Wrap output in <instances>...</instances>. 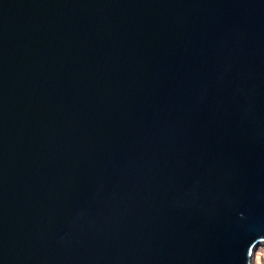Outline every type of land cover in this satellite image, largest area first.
I'll return each instance as SVG.
<instances>
[{
	"label": "water",
	"instance_id": "water-1",
	"mask_svg": "<svg viewBox=\"0 0 264 264\" xmlns=\"http://www.w3.org/2000/svg\"><path fill=\"white\" fill-rule=\"evenodd\" d=\"M263 242L264 0H0V264Z\"/></svg>",
	"mask_w": 264,
	"mask_h": 264
},
{
	"label": "rangeland",
	"instance_id": "rangeland-1",
	"mask_svg": "<svg viewBox=\"0 0 264 264\" xmlns=\"http://www.w3.org/2000/svg\"><path fill=\"white\" fill-rule=\"evenodd\" d=\"M251 264H264V242L258 245L252 257Z\"/></svg>",
	"mask_w": 264,
	"mask_h": 264
}]
</instances>
